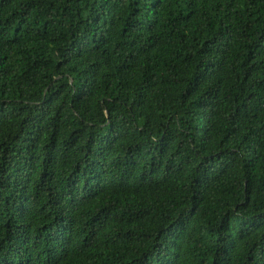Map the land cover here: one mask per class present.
Here are the masks:
<instances>
[{
  "label": "trees",
  "instance_id": "trees-1",
  "mask_svg": "<svg viewBox=\"0 0 264 264\" xmlns=\"http://www.w3.org/2000/svg\"><path fill=\"white\" fill-rule=\"evenodd\" d=\"M0 264H264V0H0Z\"/></svg>",
  "mask_w": 264,
  "mask_h": 264
}]
</instances>
